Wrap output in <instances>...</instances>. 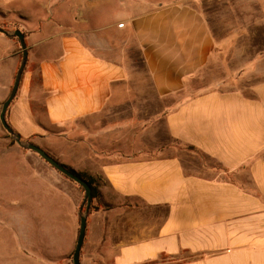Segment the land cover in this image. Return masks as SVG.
Returning a JSON list of instances; mask_svg holds the SVG:
<instances>
[{
    "label": "crops",
    "instance_id": "crops-1",
    "mask_svg": "<svg viewBox=\"0 0 264 264\" xmlns=\"http://www.w3.org/2000/svg\"><path fill=\"white\" fill-rule=\"evenodd\" d=\"M68 1L84 29L65 27L60 9L39 19L26 37L40 55L7 120L109 184L97 196L112 205L88 214L90 264H264V79L230 66L189 0L122 2L110 16ZM18 161L61 196L37 152L24 146ZM76 213L74 201L72 240Z\"/></svg>",
    "mask_w": 264,
    "mask_h": 264
},
{
    "label": "rangeland",
    "instance_id": "rangeland-1",
    "mask_svg": "<svg viewBox=\"0 0 264 264\" xmlns=\"http://www.w3.org/2000/svg\"><path fill=\"white\" fill-rule=\"evenodd\" d=\"M78 1L82 3V8H85L93 0ZM146 1L167 0H114V3L108 6H103L101 0H94L95 5L98 4V6L94 5L92 8L95 11L103 10V14L110 16L122 13L118 10L119 8H116L117 4L124 2L127 6L134 2ZM189 1L208 20L215 38L222 46L224 56L229 55L226 59L230 60V66L239 67L245 62L246 68L248 70L251 68L254 80L264 79V0ZM68 2V0H0V25L11 32V34L0 32V111L4 100L13 88L23 57L20 40L12 32L19 28L27 35L33 30L44 27L39 19L49 15L53 17L59 9L65 27L72 25L74 29H84L85 24H74L70 21L69 7L72 3L69 6ZM72 13L79 14V10ZM97 15H100L98 11ZM82 16L80 15L84 19ZM26 40L29 46V58L23 78L30 69L35 68L34 56L40 55L32 45L33 40L27 37ZM134 52L137 55L136 49ZM227 64L224 58L223 65L227 66ZM141 65L138 62V67L143 74L144 69ZM52 144L50 143L49 148L51 151H53ZM62 146L67 150V143L65 145L62 143ZM17 148H21L22 152H19ZM23 156L24 146L16 141L15 136L4 128L0 120V264H74L73 253L80 228L81 211H85L86 208L85 189L45 161L52 168L51 174L48 167L45 168L46 173L49 174L47 175L59 186L62 194L67 196L48 193L47 189L44 190L41 186V181L30 178L26 162L24 161L22 165L18 161ZM47 175L46 179H49ZM57 175H60V179ZM84 177L87 178V174ZM94 185L100 192L103 187L105 190L109 189V184L101 175H97ZM97 195L93 197L89 216L104 206L112 205L104 202L106 197L103 194ZM73 200L76 203L77 225L72 240L71 234L68 236L66 231L65 216L74 208ZM136 204L143 206L139 202ZM91 229L92 226L89 235L87 233L86 236H94ZM68 240L73 242L69 243ZM85 246L84 244L83 247ZM88 256L82 250L81 264H90Z\"/></svg>",
    "mask_w": 264,
    "mask_h": 264
},
{
    "label": "water",
    "instance_id": "water-1",
    "mask_svg": "<svg viewBox=\"0 0 264 264\" xmlns=\"http://www.w3.org/2000/svg\"><path fill=\"white\" fill-rule=\"evenodd\" d=\"M0 32H3L5 34H11L10 31H8L6 28L2 27L0 25ZM15 36H17L20 40L23 57L20 64V67L18 69L15 82L13 85V88L8 95V97L4 100L1 111H0V120L3 124L4 128L12 135L15 136L16 141L22 145L25 146L31 150H34L37 152L42 158H44L48 163H50L52 166L69 176L71 179L78 182L81 186L85 189V198H84V204H86L85 211H81L80 216V228L79 233L77 237L76 246L73 253V262L74 264H81V252L82 248L85 242L86 234H87V224H88V214L91 209L92 200H93V188L92 185L89 183V181L71 170L66 164L60 162L57 158H55L52 154H50L46 149L41 147L40 145L36 144L33 141L24 142L22 139V136L20 133L16 132L15 129L11 126V124L7 120V111L8 108L13 101V99L16 97V94L19 90L24 70L26 68L28 58H29V46L26 40V33L22 31L21 29H16L12 32ZM83 208V206H82Z\"/></svg>",
    "mask_w": 264,
    "mask_h": 264
},
{
    "label": "trees",
    "instance_id": "trees-1",
    "mask_svg": "<svg viewBox=\"0 0 264 264\" xmlns=\"http://www.w3.org/2000/svg\"><path fill=\"white\" fill-rule=\"evenodd\" d=\"M17 37V36H16ZM17 95V94H16ZM68 166V165H67ZM71 170H73L74 172H76L77 174H79L80 176H82V177H84L85 176V173H83V172H79V171H76L75 169H73V168H71L70 166H68ZM85 178V177H84ZM87 180L89 181V183L92 185V188H93V197H95L96 196V194H97V189H96V187H95V185H94V182H95V180H94V178H89V177H87ZM80 185V184H79ZM81 186V185H80ZM83 187V186H82Z\"/></svg>",
    "mask_w": 264,
    "mask_h": 264
},
{
    "label": "built area",
    "instance_id": "built-area-1",
    "mask_svg": "<svg viewBox=\"0 0 264 264\" xmlns=\"http://www.w3.org/2000/svg\"><path fill=\"white\" fill-rule=\"evenodd\" d=\"M122 25V24H121Z\"/></svg>",
    "mask_w": 264,
    "mask_h": 264
}]
</instances>
